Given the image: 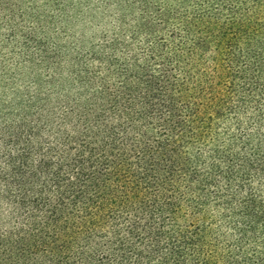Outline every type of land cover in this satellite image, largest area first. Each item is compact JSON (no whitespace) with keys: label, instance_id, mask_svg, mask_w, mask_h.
I'll return each mask as SVG.
<instances>
[{"label":"trees","instance_id":"trees-1","mask_svg":"<svg viewBox=\"0 0 264 264\" xmlns=\"http://www.w3.org/2000/svg\"><path fill=\"white\" fill-rule=\"evenodd\" d=\"M54 1L0 54V264H264V0Z\"/></svg>","mask_w":264,"mask_h":264},{"label":"rangeland","instance_id":"rangeland-1","mask_svg":"<svg viewBox=\"0 0 264 264\" xmlns=\"http://www.w3.org/2000/svg\"><path fill=\"white\" fill-rule=\"evenodd\" d=\"M59 9L54 0H0V54L3 55V41L41 32V27H55L56 15L60 22L62 19L57 14Z\"/></svg>","mask_w":264,"mask_h":264}]
</instances>
